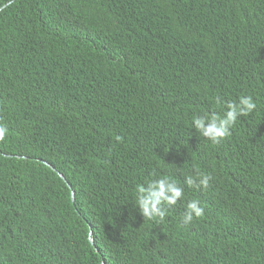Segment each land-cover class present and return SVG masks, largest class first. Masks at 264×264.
<instances>
[{"label":"trees","instance_id":"obj_1","mask_svg":"<svg viewBox=\"0 0 264 264\" xmlns=\"http://www.w3.org/2000/svg\"><path fill=\"white\" fill-rule=\"evenodd\" d=\"M242 95L219 144L192 127ZM0 125V264H264V0H0Z\"/></svg>","mask_w":264,"mask_h":264},{"label":"clouds","instance_id":"obj_2","mask_svg":"<svg viewBox=\"0 0 264 264\" xmlns=\"http://www.w3.org/2000/svg\"><path fill=\"white\" fill-rule=\"evenodd\" d=\"M216 104H224L223 115L211 112L202 116H195L192 120V127L196 132L210 141L212 144H219L225 137L231 135V129L237 119L246 117L257 107L252 96L242 95L238 100L224 102L222 98H216ZM6 129L0 125V138H3ZM117 139H120L117 137ZM211 177L196 172L194 176H186L184 183L189 187L206 189ZM184 188L176 180L162 176L158 179L149 180L146 185H140L136 189V208L143 218L149 220L163 221L167 214L164 204L175 205L183 196ZM204 215V208L198 200H190L186 204L185 211L181 215L183 225L193 222L194 218Z\"/></svg>","mask_w":264,"mask_h":264},{"label":"water","instance_id":"obj_3","mask_svg":"<svg viewBox=\"0 0 264 264\" xmlns=\"http://www.w3.org/2000/svg\"><path fill=\"white\" fill-rule=\"evenodd\" d=\"M52 169H54L52 166H51ZM60 177L64 178L62 174L58 173ZM71 196H72V200H73V192L71 193ZM90 242L92 243V241L90 240Z\"/></svg>","mask_w":264,"mask_h":264}]
</instances>
